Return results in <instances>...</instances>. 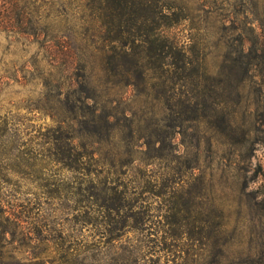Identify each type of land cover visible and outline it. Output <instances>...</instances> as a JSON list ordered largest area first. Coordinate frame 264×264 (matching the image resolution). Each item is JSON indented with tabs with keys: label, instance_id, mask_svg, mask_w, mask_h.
<instances>
[{
	"label": "rangeland",
	"instance_id": "rangeland-1",
	"mask_svg": "<svg viewBox=\"0 0 264 264\" xmlns=\"http://www.w3.org/2000/svg\"><path fill=\"white\" fill-rule=\"evenodd\" d=\"M190 7L201 9L204 72L210 87L222 81L219 88L225 89L220 99L233 127L227 130L221 123L215 132L202 123L198 150L190 145L197 140L191 130H177L175 151L166 152L168 161L142 170L160 175L166 165L198 163L193 175L200 176L202 202L229 229L222 238L224 249L204 253L200 263L264 264V74L243 80L233 75V61L242 45L264 49V36L258 37L264 35V0H190ZM52 11L38 10L35 16V22L42 18L40 25L45 23L39 38L0 31V264H104L107 255L117 251L98 242L106 240L109 231L100 214L99 184L108 168L92 160L84 170L71 169L79 143L71 139L88 142L89 152L96 151L95 159L122 157L125 144L119 129L100 143L88 134L79 136L80 114L70 113L63 103L70 79L63 69L51 65L42 48V43H75L88 63L92 84L101 86L104 65L95 51L101 41L92 26L73 24L76 17L71 10ZM234 13L250 23L244 38L257 37L258 43H239L240 33L230 23ZM66 19L72 21L68 27L61 23ZM170 33L188 44L187 28ZM111 95L116 97V91ZM121 102L122 108L134 109L138 118H149L151 107L143 99ZM138 152L134 154L139 159ZM184 171L181 178L187 181L192 172ZM138 172L119 178L120 189L135 205L133 211H142L138 217L145 220L140 223L136 217L130 222L129 239L154 233L166 222L170 208L169 194L160 199L142 194L141 183L148 177ZM95 255L100 262L94 261ZM146 259L154 264L157 256Z\"/></svg>",
	"mask_w": 264,
	"mask_h": 264
},
{
	"label": "trees",
	"instance_id": "trees-1",
	"mask_svg": "<svg viewBox=\"0 0 264 264\" xmlns=\"http://www.w3.org/2000/svg\"><path fill=\"white\" fill-rule=\"evenodd\" d=\"M61 8L65 14L72 11L76 17L73 24L95 28L101 41L95 51L102 56L105 77L101 86L92 84L88 63L75 43H42L51 65L63 69L70 79L63 103L70 113L80 114L79 136L85 133L100 143L119 129L126 147L122 157L95 159L96 151L91 147L89 152L88 142L81 137L71 139L79 142L74 147L77 157L71 169L84 170L93 160L109 171L99 181L100 214L109 229L108 238L98 242L117 251L107 255L104 264H150L148 255L157 256L154 264H201L204 253L224 249L222 238L229 229L216 211L202 202L200 176L193 175L199 169L198 163L166 165L160 175L142 170L149 169L154 162L168 161L166 152L175 151L177 130H191L197 140L190 145L198 150L202 123L215 132H219L221 123L227 130L233 127L223 111L225 102L220 99L225 89L219 88L222 81L217 82L218 87H210L204 72L199 44L201 9L190 7V0H0V31L33 37L37 34L39 38L45 23L40 25L42 18L34 21L38 10L59 12ZM61 23L68 27L72 21L66 19ZM230 23L240 33L239 43H258L257 37L244 38L245 27L250 23L240 20L237 13ZM180 27L190 31L187 45L170 33ZM237 53L233 75L239 74L243 80L264 74V49H246L242 45ZM239 88L237 85L236 90ZM114 90L116 97L111 95ZM117 96L121 99H115ZM122 99H143L151 107L149 118H138L134 109L122 108ZM135 150L140 151L141 158L135 156ZM185 169L192 172L187 181L181 178ZM138 171L148 177L141 183L142 194L149 193L157 199L169 194L170 208L166 222L154 233L129 239L130 222L143 213L133 211L135 205L126 190L120 189L119 178L122 174L137 176ZM109 175L114 177L109 180ZM138 218L140 223L145 222L143 216ZM94 261L101 259L95 255Z\"/></svg>",
	"mask_w": 264,
	"mask_h": 264
}]
</instances>
